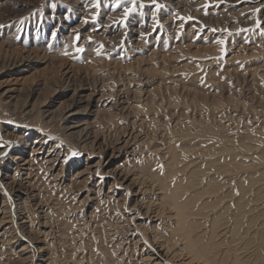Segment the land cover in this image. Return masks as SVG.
Wrapping results in <instances>:
<instances>
[{
    "label": "rangeland",
    "instance_id": "1",
    "mask_svg": "<svg viewBox=\"0 0 264 264\" xmlns=\"http://www.w3.org/2000/svg\"><path fill=\"white\" fill-rule=\"evenodd\" d=\"M0 25V264H178L170 193L264 264V0H0Z\"/></svg>",
    "mask_w": 264,
    "mask_h": 264
},
{
    "label": "bare ground",
    "instance_id": "2",
    "mask_svg": "<svg viewBox=\"0 0 264 264\" xmlns=\"http://www.w3.org/2000/svg\"><path fill=\"white\" fill-rule=\"evenodd\" d=\"M59 114V113H58ZM192 186V185H191ZM193 187V186H192ZM167 192V191H166ZM169 193V192H167ZM175 193H170L169 197H171V206L174 208V215L176 218L175 227L170 230V239L174 241V239L178 238V241L181 239L183 244V250L187 254L185 260L179 262L178 264H223L222 260L216 256L218 253V247H216L215 243L212 242L210 237L206 235L205 239H202L200 236V232L196 231L197 221L194 219L188 218L190 214L186 209V206L182 204V200H175ZM181 194V193H179ZM165 197V194H164ZM182 198V197H181ZM163 201V200H162ZM245 201V200H244ZM191 202V200H190ZM197 204V203H196ZM233 205V204H232ZM169 206V205H168ZM196 206V205H195ZM223 209V208H222ZM224 210V209H223ZM191 212V211H190ZM196 214V213H194ZM171 215V214H170ZM257 215V214H256ZM233 218V217H232ZM245 218V217H244ZM10 219V218H9ZM231 219V218H230ZM1 221V220H0ZM202 221V220H201ZM236 223H238V219H235ZM254 221V219H253ZM230 222V221H229ZM246 222V221H245ZM250 222V221H249ZM248 224H251L249 223ZM232 224V223H231ZM254 224V223H253ZM215 226V225H214ZM249 226V225H248ZM264 226V225H263ZM232 227V226H231ZM250 227V226H249ZM242 228V226H241ZM254 228H256L254 226ZM10 229V228H9ZM201 229V228H200ZM199 229V230H200ZM257 229V228H256ZM6 231V229H4ZM230 230V229H229ZM241 230V229H240ZM242 231V230H241ZM213 232V231H212ZM217 232V231H216ZM203 233V232H202ZM207 233V232H206ZM263 233V232H262ZM264 234V233H263ZM228 236V235H227ZM262 236V235H261ZM229 237V236H228ZM230 238V237H229ZM264 239V237H261ZM246 242V240H245ZM244 241L241 243H245ZM261 242V241H260ZM240 243V242H239ZM236 245V244H235ZM246 245V244H245ZM23 246V245H22ZM261 246V245H259ZM26 247V246H25ZM22 247L23 250L25 248ZM173 247V246H171ZM229 248V247H228ZM237 248V246L235 247ZM241 248V247H240ZM240 248H237L240 249ZM173 249V248H171ZM230 249V248H229ZM232 249V248H231ZM260 250V249H259ZM168 251V250H167ZM175 251V249H173ZM172 251V252H173ZM230 251V250H229ZM239 251V250H238ZM240 255V252H237ZM236 253V254H237ZM246 253V252H245ZM171 254V253H170ZM255 254V253H254ZM219 255V254H218ZM235 255V254H234ZM175 256V255H174ZM238 256V255H237ZM241 256V255H240ZM250 256V255H249ZM258 256V254H257ZM160 257V256H159ZM158 257V258H159ZM172 257V256H171ZM251 257V256H250ZM166 258V257H165ZM244 258V257H243ZM156 259V257H155ZM161 259V258H160ZM231 259V258H230ZM245 259V258H244ZM251 259V258H250ZM153 260V259H152ZM239 260V259H238ZM160 261V260H159ZM231 261V260H230ZM252 261V260H251ZM162 262V261H161ZM160 262V263H161ZM177 262V261H176ZM153 263V264H160ZM146 264V263H143ZM161 264H164L163 262ZM233 264H238L237 262H233ZM243 264V263H242ZM256 264V263H255Z\"/></svg>",
    "mask_w": 264,
    "mask_h": 264
},
{
    "label": "snow or ice",
    "instance_id": "3",
    "mask_svg": "<svg viewBox=\"0 0 264 264\" xmlns=\"http://www.w3.org/2000/svg\"><path fill=\"white\" fill-rule=\"evenodd\" d=\"M153 3H155V0H153ZM157 7H161L160 5H156ZM132 11V9H125V12H124V17L127 18L129 13ZM259 11V10H257ZM93 19H95V17H93ZM0 27H3L2 25H0Z\"/></svg>",
    "mask_w": 264,
    "mask_h": 264
}]
</instances>
